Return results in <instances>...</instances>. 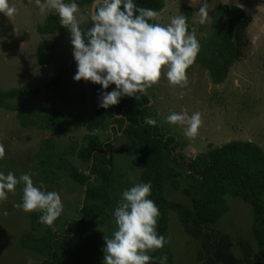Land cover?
Listing matches in <instances>:
<instances>
[{"label": "trees", "instance_id": "trees-1", "mask_svg": "<svg viewBox=\"0 0 264 264\" xmlns=\"http://www.w3.org/2000/svg\"><path fill=\"white\" fill-rule=\"evenodd\" d=\"M75 2L83 7L91 6L93 0ZM135 3L138 7L157 12L165 7L164 0H135ZM217 10V18L222 16V23L213 24L209 37L199 42L200 51L194 61L209 72L214 84L222 83L231 66L240 59V40L251 21V17L237 6L220 4ZM184 12L188 31L191 32L189 22L193 10L186 7ZM91 26L92 21L89 19L85 30ZM63 30L69 31L60 25L57 14L50 15L45 25L39 28L42 34ZM75 63L73 57L72 64ZM68 71L64 68L54 73L43 88L56 91L57 97L66 103H76L75 98L80 96H73L64 86V77ZM94 85L93 97L98 104L87 119L66 120L64 114L51 111L45 114L46 125H43L45 129H50L52 125L85 128L87 133L84 142L81 145L70 144L66 150L58 152L54 148L55 140L47 138L42 140L37 154L38 160L45 154L55 157L54 160L48 159L52 170H41L44 180L55 184L57 173L66 171L70 179L84 189V198L77 208V215L66 221L63 231H55L48 226L44 234L35 236L33 232L45 224L39 223L41 213L34 211L31 214L33 232L27 233L20 240L22 248L35 252L41 258L39 264H103L105 240L102 238L111 237L115 229L113 211L122 191L131 187L126 178L128 171L119 173L116 165L112 136L121 134L135 158L130 164L131 171L138 170L141 183L151 182L150 198L159 209L156 224L158 234L163 235L168 242L169 214L173 212L183 231L201 242L197 254L200 264H264L262 148L250 141L235 140L222 146L210 144L207 150L197 156L186 158L178 151L181 141L167 132L165 124L153 112L151 98L146 91L132 97L124 96L117 105L104 109L99 107V96L102 91L114 89L115 85H110L107 90L98 84ZM41 91V88H35L30 91L15 89L0 92V107L19 111L26 101L38 97ZM18 95L22 96L21 104L11 105L7 102ZM22 114L20 112L18 116ZM147 117L155 119L156 126L145 124ZM27 123L28 120L24 121V124ZM112 125L110 137L103 140L98 132ZM68 154L83 163L86 170H80L74 165L67 158ZM45 165L44 162L42 166L40 163L38 168ZM172 193L181 194L186 202L169 198ZM227 197L240 199L252 207L254 244L242 236L232 237L228 233L207 229L229 211ZM60 219L61 215L55 221ZM167 242L162 248L148 253L153 257L150 264H160L162 256L167 257L165 264H172L173 256ZM235 245L240 249L239 255L234 252Z\"/></svg>", "mask_w": 264, "mask_h": 264}, {"label": "rangeland", "instance_id": "rangeland-1", "mask_svg": "<svg viewBox=\"0 0 264 264\" xmlns=\"http://www.w3.org/2000/svg\"><path fill=\"white\" fill-rule=\"evenodd\" d=\"M164 1L165 7L159 12L155 22L167 24L173 15L185 16L184 9L190 7L193 14L189 25L199 42L209 37L213 24L222 23V16L217 18L216 15L220 4L229 7L241 5L240 8L251 17L245 35L240 40L242 55L231 66L222 83L214 84L209 72L201 64L194 62L190 71H187L185 86L171 85L162 76L157 84L146 89L156 117L165 124L169 134L175 135L181 141L178 151L186 158H192L207 150L210 144L222 146L235 140L256 143L264 151V14L260 15L257 9L264 0H208L209 18L203 24L195 14L200 4L193 5L191 0ZM13 2L18 9L14 17L8 18L0 13V92L15 89L30 91L35 88H41L43 91L49 76L67 68L69 71L64 77L67 84L64 83V86L73 96L81 97V100L80 97L75 98L76 103H66L57 97L56 91L47 92L45 96L41 91L38 97L26 101L19 111L0 107V145L4 147V155L0 158V171L5 174L11 171L17 177L29 173L34 185L42 182L45 190L56 191L62 198L61 219L54 221L52 225H44L35 232L31 229L33 212L27 213L15 206L21 203L23 184L17 185L14 192L8 193L6 199L0 200V264H39L41 258L35 252L23 249L20 240L27 233L42 235L48 226L55 231H63L66 221L76 217L77 208L84 198V189L71 180L66 171L57 173L55 184L42 178L41 170H52L48 159L55 158L45 154L38 160L37 154L42 140L50 136L55 140V150L60 152L66 150L70 144L81 145L87 133L85 128H65L58 125H52L53 131L48 132L43 127L46 125L45 114L53 111L64 114L66 120L81 121L92 114V109L98 102L93 97V83L73 80L76 63L72 64L73 46L70 43V31H60L56 43L37 42V37L31 33V26L41 23V19L47 21L50 15L56 13L52 10L42 13L35 0ZM83 8L87 17H90L91 6L86 5ZM7 102L11 105L21 104L22 96L18 95ZM181 109H186L189 114L196 111L201 113L202 125L194 138L186 137L182 126L170 125L165 121L170 112H179ZM20 112L23 114L18 116ZM26 120L28 123L24 124ZM98 135L107 140L111 135V126L98 132ZM112 137L119 173L128 171L126 178L131 186L141 183L138 170L131 171L130 164L135 158L127 141L121 134ZM67 158L80 170H86L84 164L76 157L68 154ZM43 162L46 165L39 169L38 165L41 163L42 166ZM168 197L186 202L178 193L169 194ZM227 199L229 211L207 229L228 233L232 237L242 236L254 244L252 207L240 199ZM169 217L167 245L173 256L172 264H200L197 254L201 242L183 231L173 212ZM233 249L237 255L240 254L238 246L235 245Z\"/></svg>", "mask_w": 264, "mask_h": 264}, {"label": "clouds", "instance_id": "clouds-1", "mask_svg": "<svg viewBox=\"0 0 264 264\" xmlns=\"http://www.w3.org/2000/svg\"><path fill=\"white\" fill-rule=\"evenodd\" d=\"M35 3L42 13L54 11L60 25L70 31L76 62L73 80L98 84L104 90L115 85L99 96V107L104 109L117 105L124 96L143 94L162 76L171 85L185 86L187 71L200 51V43L188 31L183 14L173 15L167 24H160L154 22L159 12L138 7L135 0H93L92 26L86 30L80 26V9L75 0H35ZM191 3L200 4L195 14L201 24L205 23L210 11L208 0ZM257 9L260 15L264 14V2ZM17 11L13 0H0V13L6 17H14ZM165 121L182 126L184 135L194 138L202 125V116L198 111L189 114L181 109L170 112ZM144 123L156 126L157 122L147 117ZM3 155L4 147L0 145V158ZM19 184H23L21 203L15 206L27 213H41L39 223L52 225L63 211L60 194L45 190L42 182L34 185L29 173L17 177L11 171L7 174L0 171V200L6 199ZM151 190V182H147L122 191L113 211L115 229L111 237H104L103 264H150L153 257L148 253L166 244V238L156 231L159 209L150 198ZM166 260L162 256L160 264Z\"/></svg>", "mask_w": 264, "mask_h": 264}, {"label": "crops", "instance_id": "crops-1", "mask_svg": "<svg viewBox=\"0 0 264 264\" xmlns=\"http://www.w3.org/2000/svg\"><path fill=\"white\" fill-rule=\"evenodd\" d=\"M79 9H80V14H79V17H78V19H79V21H80V25H82L81 26V28H83V29H85V27L87 26V24H88V22H89V19H90V17H87V14H86V11H85V8H83V7H80L79 6ZM46 17V16H45ZM44 18V17H43ZM45 23H46V21L44 20V19H41V23H39V24H37V25H33V26H31L30 27V29H32L31 30V33H34V35L37 37L36 38V40L35 41H37V42H43V41H46V42H52V43H56L57 41H58V39H59V32H56V33H53V34H42V33H40L39 32V28L42 26H44L45 25ZM70 38V37H69ZM67 75V74H66ZM65 75V76H66ZM51 78V76H49V79ZM49 79H47L46 80V82H45V84L49 81ZM64 83H65V81H64ZM67 84V82L65 83V85ZM43 87V86H42ZM43 92V94L42 95H46L47 94V92L49 93V92H51V90H43L42 91ZM44 95V96H45ZM47 103V102H46ZM83 107H84V104H83ZM93 107V106H92ZM83 110H85V109H83ZM92 111H93V109H92ZM91 111V112H92ZM113 126V125H112ZM112 126H111V128H112ZM53 129L54 128H50V129H45V130H47L48 132L50 131V130H52L53 131ZM48 138H51L50 136L48 137ZM45 139H47V138H45ZM19 141L21 142V140L19 139Z\"/></svg>", "mask_w": 264, "mask_h": 264}, {"label": "water", "instance_id": "water-1", "mask_svg": "<svg viewBox=\"0 0 264 264\" xmlns=\"http://www.w3.org/2000/svg\"><path fill=\"white\" fill-rule=\"evenodd\" d=\"M91 11H92V5H91Z\"/></svg>", "mask_w": 264, "mask_h": 264}]
</instances>
